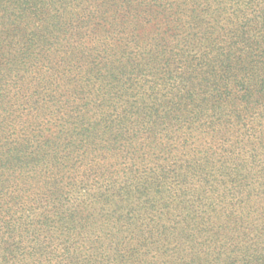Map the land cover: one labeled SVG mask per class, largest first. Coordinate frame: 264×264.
<instances>
[{
    "label": "trees",
    "instance_id": "obj_1",
    "mask_svg": "<svg viewBox=\"0 0 264 264\" xmlns=\"http://www.w3.org/2000/svg\"><path fill=\"white\" fill-rule=\"evenodd\" d=\"M187 2L0 0V264L99 263L81 228L104 230L125 207L135 219L168 175L208 184L199 158L170 174L154 163L191 147L188 132L264 111L262 22L219 46L214 26L183 23ZM119 246L104 264L134 262L137 248Z\"/></svg>",
    "mask_w": 264,
    "mask_h": 264
},
{
    "label": "rangeland",
    "instance_id": "obj_2",
    "mask_svg": "<svg viewBox=\"0 0 264 264\" xmlns=\"http://www.w3.org/2000/svg\"><path fill=\"white\" fill-rule=\"evenodd\" d=\"M259 8H253L251 0H189L183 23L204 29L214 26L211 38L228 46L247 34H260L250 32L264 25ZM242 123L237 130L221 124L215 134L188 132L196 141L190 139L191 147L185 148L182 139L179 150L154 163V168L165 166L170 174L175 164L187 168L199 158L198 165L211 176L208 184L191 172L187 177L168 175L165 184H154L151 195L135 203V219L125 207L120 220L114 215L116 222L104 225V230L92 233L94 229L81 228L85 238L79 248L85 252L91 247L85 254L93 256L96 264H104L102 255L108 260L117 243L122 251L137 248L132 264H264V111L246 114ZM119 175L129 179L122 170Z\"/></svg>",
    "mask_w": 264,
    "mask_h": 264
}]
</instances>
